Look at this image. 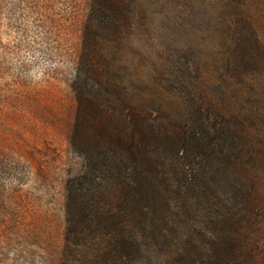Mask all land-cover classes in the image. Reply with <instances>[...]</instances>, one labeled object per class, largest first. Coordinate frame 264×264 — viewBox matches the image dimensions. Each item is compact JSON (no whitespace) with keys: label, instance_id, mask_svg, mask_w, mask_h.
<instances>
[{"label":"trees","instance_id":"1","mask_svg":"<svg viewBox=\"0 0 264 264\" xmlns=\"http://www.w3.org/2000/svg\"><path fill=\"white\" fill-rule=\"evenodd\" d=\"M39 1L0 0V18L35 10L55 26L54 0ZM71 1L75 163L55 221L28 219L17 205L0 216V248L18 242L38 264H264V45L255 22L245 9L231 12L213 67L194 51L155 57L154 14L170 0Z\"/></svg>","mask_w":264,"mask_h":264},{"label":"rangeland","instance_id":"2","mask_svg":"<svg viewBox=\"0 0 264 264\" xmlns=\"http://www.w3.org/2000/svg\"><path fill=\"white\" fill-rule=\"evenodd\" d=\"M44 2L48 0L39 4ZM227 2L170 0L166 10L154 14L151 44L155 57L194 51L214 67V58L219 59L226 41L220 25L236 8L245 9L255 22L264 45V0ZM51 5L54 12L49 19L53 22L54 15L55 26L45 24L35 10L26 9L7 24L0 18V216H8L18 205L26 209L28 219L41 224L53 223L52 216L60 215L65 171L75 163L67 122L74 43V24L69 19L78 6L71 0H54ZM48 28L54 35H46ZM40 33L49 40V50L42 45ZM259 76V90L264 91V57ZM11 246L0 248V264L40 261L18 242Z\"/></svg>","mask_w":264,"mask_h":264}]
</instances>
